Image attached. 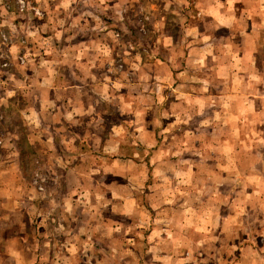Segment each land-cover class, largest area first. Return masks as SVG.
Wrapping results in <instances>:
<instances>
[{"label":"crops","instance_id":"1","mask_svg":"<svg viewBox=\"0 0 264 264\" xmlns=\"http://www.w3.org/2000/svg\"><path fill=\"white\" fill-rule=\"evenodd\" d=\"M33 2L40 15L35 16L32 26L20 25L14 21L18 29L15 32L18 35L22 32L29 35L31 38L27 39L29 44H32L33 51L42 49V52L37 54L34 51L33 59L24 57L26 67H17L12 71L10 80L20 79L25 85L21 90L18 87L16 93L8 90V97L17 98L19 106L17 111L25 117V114L29 113V119L34 122V137L25 135L26 141L32 145L49 146L48 156L52 164L48 170V177L51 181L61 183L64 176H69L70 170L74 174L75 168L78 175L89 176L90 170L82 161H90L95 157L99 164L104 165L103 175L110 176L113 181L112 186L106 188L115 198L114 204L122 205V198L117 194L124 187L122 166L127 163L119 154L123 138L114 131L121 128L117 127L116 123L112 126L105 125L100 117V105L106 106L107 109L110 107L114 112L118 111L123 104L122 91L119 89L123 87V79L130 83L134 80L137 83L143 81L146 83L142 85L143 89L146 87L148 89L147 81H159L160 78L170 81L169 89L172 92L168 94V98L175 96L173 93H176L179 105L183 102L193 104V108H186V111L202 110V103L206 98L202 88L196 91L195 87L197 101L193 102L189 93L192 88L188 82L216 78L218 73L229 82L251 79L258 81L254 85L259 83L260 89L255 91L250 87L249 92L248 85V89H239V92L229 90L220 92V95L226 96L229 93L232 97L233 93H236V99L241 98L234 109L227 108L225 112L243 115V120L238 122V128H241V123L250 121L252 115L264 113V74L251 72L259 63L256 57L258 48L264 47V0H33ZM110 13L114 20L106 18ZM135 15L136 18L145 19L149 28L145 32L152 33L155 37L151 35L152 39L148 43L131 42L125 45L124 48L130 47L133 50L124 61H121L131 65V70L143 66L142 74L145 76L130 71L131 73L128 72L118 78V75L111 77L113 69L108 67L114 66L120 59L117 58V50L121 43L107 40L106 31L111 32L116 26H124L127 31L136 33L132 26L127 28L128 25L121 23V20L127 21L128 16L133 19ZM104 19H107L106 23ZM156 33L161 38L157 39ZM14 43L17 42L12 40V44L7 46L11 52L17 49ZM139 48H142L140 54L134 51ZM223 48H229V52L220 53ZM41 53L43 54L40 55ZM121 53L123 52H120V56ZM158 54L161 56L158 57ZM17 58L13 63H18L15 62ZM23 61V58H20V63ZM218 65L222 66L220 72L204 73L208 66ZM234 65L240 67L241 73H233L234 69L238 68H230ZM153 66L155 68H152ZM156 69L159 70L156 72ZM223 69L226 71L225 74ZM159 71L165 72V75ZM235 75L237 78L234 79ZM32 84L35 90L31 89ZM158 87L161 89L163 86ZM156 89L150 88L146 95L153 98ZM250 93L256 95L252 97H257L261 107L249 104ZM135 95L141 96L138 92ZM218 95L219 93H216V96ZM26 96L29 97L28 100ZM226 100L227 106H230L232 99ZM101 113L105 115L103 109ZM21 126L26 127V131L29 129L25 120H22ZM226 127L231 130L228 136L214 140L206 138L202 132H193L195 149H200L204 141H209L210 148L215 149L214 154L219 155L223 153L220 152V148L226 145L227 152L221 154V157L213 158L206 152L190 154L182 150L179 155L175 154L177 156L167 152L163 156L162 164L157 165V168H160V164L165 167L173 163L177 170H174V174L170 173L171 177H176V181L180 180V183L190 179L191 184L184 189V198L179 201V207L166 204L159 208L160 212L161 209L164 213L167 212L165 218H168V222L171 218L174 225V234L163 239L164 245L166 242L171 243L173 238L181 240L183 237L180 236L187 233L190 224L201 223L204 230L200 232L201 237L197 240L208 244L210 249L200 250L195 246L194 251L202 252L205 258L209 255L208 264H215L213 258L222 255L209 238L219 239L225 236L227 240L225 254L227 257H235L236 261L232 259L223 264H264V164H258L259 161L253 155L247 158L251 165L243 164V168H239L234 164L235 154L241 155L237 146L243 145L246 149L248 143L264 144V137L250 136L243 139L231 129L229 120ZM110 130H113V133ZM154 130L155 128L146 131L148 136L145 134L141 136L147 139V142L157 140ZM9 131L10 134L5 135L6 140L16 146L24 134L14 135V131L10 129ZM187 131L192 133L190 130ZM189 139L192 140V136ZM262 151L260 150V154ZM18 158L21 159L20 156ZM151 161L153 163L148 162L150 170L154 165V160ZM74 162L77 163V167L73 168ZM156 169L150 171L149 177L153 184L150 187L152 196L158 190L154 183L161 177L160 174H155ZM98 172L101 173V170ZM6 173L0 168V193L3 194V199L11 188L8 180L10 174L7 176ZM212 176L217 178L216 182L205 183L204 188L202 185L204 178ZM4 179L8 180L7 185ZM129 185L131 188V183ZM53 188L58 190L57 187ZM82 191H87L85 186L78 192ZM220 191L225 192V201L220 202ZM187 193L193 194L192 197L195 199L187 200ZM214 199L216 201L212 202ZM154 203L156 205L155 201ZM203 244L201 245L205 246ZM36 259L35 254L34 264ZM40 262L38 261L39 264Z\"/></svg>","mask_w":264,"mask_h":264},{"label":"rangeland","instance_id":"2","mask_svg":"<svg viewBox=\"0 0 264 264\" xmlns=\"http://www.w3.org/2000/svg\"><path fill=\"white\" fill-rule=\"evenodd\" d=\"M23 2L24 5L19 6L17 0H0V8H2L0 11V168L7 172V176L10 174L8 180L11 186L9 193L5 194V199L0 193V264H34L35 254L37 256L35 264H39L38 261H41L40 264H208L209 255L208 258H205L202 252L194 251L195 246L200 250L210 249L208 244L204 243L205 246H202L203 242L197 240L201 237L200 232L204 230L201 223L190 224L187 233L180 236V238L183 237L181 240L173 238L174 241L166 242L164 245L163 239L174 234V225L171 218L170 222H168V218H165L167 212L164 213L162 209L160 212L159 208H163L166 204L179 207V201L184 198V189L190 187L191 184L189 183L190 179L183 183H180V180L177 182L176 177L173 178L170 175V173L174 174L177 167H174L173 163L163 167L161 162L167 152L179 155L180 152H183L182 150L190 154L206 152L210 153L213 158L221 157V154L224 155L227 152L226 145H223L222 149L220 148V152L223 153L219 155L214 154L215 149L210 148L209 141H204L200 149H195L193 132H202L206 138L212 140L223 136L227 137L231 131L226 127L228 120L234 133L243 139L250 136L264 137V122L262 123L264 113L252 115L250 121L241 123V128H238V122L243 120V115L225 111L227 108L234 109V106L238 105V99L241 98L236 99V93H233L234 97L228 93L226 96L230 98H226L225 94L220 95L223 90L239 92V89H248V85L249 92L250 87L257 91L260 89L259 83L258 85L254 84L258 81L247 79L229 82L228 79L220 75L221 73H218L216 78L188 82L192 88L189 93L193 102L197 101L195 87L196 91L201 87L206 98L203 100L202 110L186 111V108H193V104L183 102L182 105H179L176 93H173L175 96L168 98V94L172 92L169 89L170 81L164 80V78H160L159 81H147L149 87L143 89L142 85H145V82L137 83L134 80L132 84L123 79V87H119L123 95V104L118 108V111L114 112L110 107L107 109L106 106L100 105L101 120L107 126L116 123L121 130L117 128L114 131L121 134V138H123L119 154L127 165L122 166L124 187L117 194L122 198V205L119 206V204H114L115 198L106 188V186H112L113 181L110 176L103 175L104 165L99 164L98 159L92 157L90 161H82L90 170L89 176L78 175L75 168L74 174L70 170L69 176H64L61 183L58 184L48 177V170L52 164V160L48 156L50 154L49 146L32 145L26 141L25 135L34 137V122L29 119V113L25 114V117L17 111L19 109L17 98L8 97V90H13L16 93L19 90L18 87L21 90L25 84L20 79L10 80V76L15 68L26 67V59H33L32 54H39L42 49H35L34 53L33 46L29 44L28 40L31 37L24 35V32L19 35L15 32L18 31L15 22H19L20 25L32 26L35 16L40 15L33 5V0H23ZM136 15L133 19L128 16L127 21L121 20V23L128 25L127 28L132 26L136 33L127 31L124 26V28L122 26L111 27L113 31H106L107 40L121 43L117 50V58L120 59L114 63V66L108 67L113 69L111 77L118 75V78L130 71L145 76L142 74L143 66H137L135 69L133 66L134 70H131L132 66L123 62L133 50L130 47L124 48L125 45L131 44V42L148 43L152 36L155 37L154 34L145 32L149 30L147 22L140 17L136 18ZM106 18L114 20L111 13ZM107 19H104V23ZM156 38L161 37L156 33ZM12 40L17 42L14 43L17 47L15 52L8 50ZM45 45L44 48H46ZM140 49L142 48L134 49V51L140 54L139 51H142ZM120 52H123L121 56ZM228 52L229 48L220 50V53ZM256 57L259 63L254 69H251V72L264 74V47L258 48ZM16 58L15 62L18 63H13ZM20 58H23V63H20ZM221 67L219 65L208 66L204 73L216 74L220 72ZM232 67H238L234 69L233 73H241L238 65L230 66V68ZM158 70L156 69V72ZM159 72L165 75V72ZM225 73L226 71L223 69V74ZM136 85L137 87H134ZM158 85L163 87L160 89ZM176 85L177 83L174 88ZM150 88L158 89V91L157 89L154 91L153 98L146 95ZM31 89L35 90L34 84L31 85ZM136 92L141 96L136 97ZM132 93L133 96H131ZM216 93L219 95L216 96ZM250 94L249 104L261 107L257 97H252L256 95ZM25 98L29 99L28 96ZM226 99H232L230 106H227ZM102 109L105 111V115L101 113ZM22 120H25L28 125L27 131L26 127H20ZM153 128H155L157 140H148L149 142H147V139L141 135L148 136L146 131H151ZM9 129L14 131V135L21 134L22 136L24 134L16 146L6 140L5 135L10 134ZM110 132L113 133V130ZM191 136L192 140L189 139ZM248 144L246 149L243 145L237 146L241 155L236 156L235 154V166L243 168V164L251 165L247 159L251 155L259 161L258 164L263 165L264 144ZM260 150H263L261 154ZM85 151L87 150L85 149ZM18 156L21 157L20 160ZM42 157L47 159H42ZM151 160H154L151 170L156 169L157 165L161 163L160 168L155 170V174H160L161 177L154 183L158 186V190L153 196L152 193L150 194V187L153 184L149 179L151 170L148 167V165L150 166L148 162H152ZM212 162L214 163V161ZM174 163L176 164V162ZM76 164L74 162L72 167H77ZM258 164L257 167H259ZM99 169L101 173L98 172ZM108 169L109 167L107 171ZM125 177L127 178L125 179ZM4 180L7 185L8 180ZM216 180L217 178L214 176L204 178L202 185L205 188L206 184L215 183ZM159 181L161 183L158 184ZM130 183L131 188L129 187ZM83 186L87 191L78 192L83 189ZM53 187H57L58 190L56 191ZM59 189L61 192H58ZM192 195L187 193V200L193 201L195 198ZM225 195V192L220 191V202L226 200ZM205 197L204 194L203 198ZM42 205L46 207H41ZM209 241L212 245H216L222 253V255L213 258L215 264H223L232 259L236 261L235 257H227L225 254L227 253L226 236L219 239L210 237ZM221 247L223 248L220 250ZM35 252H41V254ZM164 252L168 253L164 254Z\"/></svg>","mask_w":264,"mask_h":264},{"label":"built area","instance_id":"3","mask_svg":"<svg viewBox=\"0 0 264 264\" xmlns=\"http://www.w3.org/2000/svg\"><path fill=\"white\" fill-rule=\"evenodd\" d=\"M18 3L20 4V6H23L24 5L23 0H19Z\"/></svg>","mask_w":264,"mask_h":264}]
</instances>
